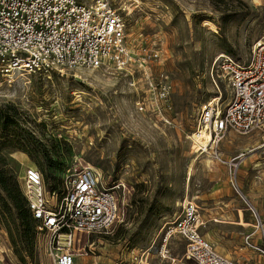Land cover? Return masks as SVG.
I'll return each instance as SVG.
<instances>
[{
    "label": "rangeland",
    "instance_id": "rangeland-1",
    "mask_svg": "<svg viewBox=\"0 0 264 264\" xmlns=\"http://www.w3.org/2000/svg\"><path fill=\"white\" fill-rule=\"evenodd\" d=\"M115 1L127 13L128 41L144 59L143 70L75 69L0 89V174L9 191L0 185V264H53L58 248L34 221L28 228L15 220L9 196L22 199L25 170L36 168L51 189L87 166L119 187L129 207L126 223L111 233L78 238L79 264H196L184 258L178 237L161 256L163 233L187 199L205 214L215 207L225 215L220 221L229 222L207 224L202 231L210 241L230 250L243 242L248 264H264L255 249L264 251V131L231 132L204 154L192 138L201 107L214 101L225 107L232 97L226 83L214 82L217 57L246 64L264 38V0ZM161 80L170 91L159 111L151 104ZM138 102L147 104L145 112ZM238 212L241 226L232 224Z\"/></svg>",
    "mask_w": 264,
    "mask_h": 264
},
{
    "label": "built area",
    "instance_id": "built-area-1",
    "mask_svg": "<svg viewBox=\"0 0 264 264\" xmlns=\"http://www.w3.org/2000/svg\"><path fill=\"white\" fill-rule=\"evenodd\" d=\"M129 25L127 13L115 0H0V89L26 86L34 79L51 80L75 69L133 75L143 70L145 61L129 44ZM153 57L158 59L160 53ZM212 76L216 84L230 87L232 97L225 107L220 101L201 107L193 136L209 131L208 146L199 147L203 154L216 151L231 132L264 131V38L253 44L246 64L231 55L217 57ZM166 81L156 84L159 90L153 95L151 105L159 111L169 99ZM149 85L154 87L152 81ZM137 106L140 112L147 110L146 103ZM118 190L107 186L90 166L68 175L54 190L47 188L36 168L25 170L21 192L28 210L58 244L51 252L53 264H79L74 254L79 237L108 234L126 223L129 206ZM204 227L199 205L185 200L182 212L164 232L161 254L178 237L187 261L243 264L220 254L202 233ZM249 240L246 243L252 246ZM255 249L264 257L263 250Z\"/></svg>",
    "mask_w": 264,
    "mask_h": 264
},
{
    "label": "crops",
    "instance_id": "crops-1",
    "mask_svg": "<svg viewBox=\"0 0 264 264\" xmlns=\"http://www.w3.org/2000/svg\"><path fill=\"white\" fill-rule=\"evenodd\" d=\"M200 207V206H199ZM200 209H201V207H200ZM201 213H202V215H203V219H204V221H205V226L207 225V224H210V223H212V224H225V223H229V222H224V221H220V219L218 218V216H225V215H223L222 213H220L219 211H217V209L215 208V207H211L210 209L208 208V212L205 214V213H203V211H202V209H201ZM243 217L245 216V214H243L242 215ZM236 222L235 223H232V224H236V225H238V226H241L242 225V223H241V215H240V213L238 212L237 213V215H236ZM231 224V223H230ZM202 233L204 234V236H205V238L207 239V240H209L208 238L211 236V234L209 233V232H207L206 234L202 231ZM163 235H164V233H163ZM247 237H249L250 238V240H249V243L251 244L252 243V240L253 239H251V236H245L243 239H244V241H245V244H246V238ZM173 239H175V238H173ZM172 239V240H173ZM210 241V240H209ZM215 247H216V249H217V251L220 253V254H222V255H224V256H226V257H228V258H231V259H234V260H238V261H240L241 263H243V264H248V263H250V260L248 259L249 258V254H251L250 252H248V249L246 248V247H244V243L242 242L241 243V248H239V249H237V250H230L229 248H225V246H224V244H223V242H222V244H220L219 245V243H217L216 241H210ZM170 243V242H169ZM168 243V244H169ZM163 245H164V242H163ZM217 245V246H216ZM252 245V244H251ZM168 246V245H167ZM248 255V256H247ZM162 257H163V255H161ZM165 258V257H164ZM174 261V260H173Z\"/></svg>",
    "mask_w": 264,
    "mask_h": 264
},
{
    "label": "trees",
    "instance_id": "trees-1",
    "mask_svg": "<svg viewBox=\"0 0 264 264\" xmlns=\"http://www.w3.org/2000/svg\"><path fill=\"white\" fill-rule=\"evenodd\" d=\"M0 185L6 192H9L5 176L2 173L0 174ZM51 189L54 190V189H57V187L51 188ZM21 196H22V199L17 198V197H13L12 195H10L9 197L12 201L14 208L18 212V216L16 217L15 220L21 221L25 226H27L29 228L31 221H34V219L32 218L31 213L28 210L27 202H26L22 192H21ZM25 207H26V209H25ZM28 213L30 214V216L28 215ZM12 218H14V216H12Z\"/></svg>",
    "mask_w": 264,
    "mask_h": 264
},
{
    "label": "bare ground",
    "instance_id": "bare-ground-1",
    "mask_svg": "<svg viewBox=\"0 0 264 264\" xmlns=\"http://www.w3.org/2000/svg\"><path fill=\"white\" fill-rule=\"evenodd\" d=\"M250 58H251V55H250ZM219 99H220V98H219ZM219 99H218V100H219ZM215 100H217V99L215 98ZM218 100H217V101H218ZM203 106H206V104H204ZM192 138H193V141H194V149L196 148V149H197L196 152H200V150H199V147H200V146H201V147H203V146H204V147L208 146V143H209V141H210V133H209L208 130H205V131H203V132H201V133H198V134L192 136ZM200 156H201V154L198 155L197 159H199Z\"/></svg>",
    "mask_w": 264,
    "mask_h": 264
}]
</instances>
